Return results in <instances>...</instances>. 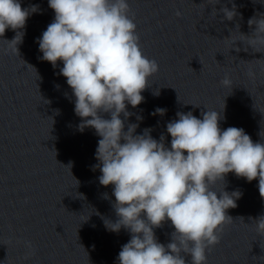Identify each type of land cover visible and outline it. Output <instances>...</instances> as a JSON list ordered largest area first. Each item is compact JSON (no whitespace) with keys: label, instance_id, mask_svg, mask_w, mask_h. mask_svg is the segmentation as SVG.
Listing matches in <instances>:
<instances>
[{"label":"water","instance_id":"water-1","mask_svg":"<svg viewBox=\"0 0 264 264\" xmlns=\"http://www.w3.org/2000/svg\"><path fill=\"white\" fill-rule=\"evenodd\" d=\"M142 53L159 70L142 91L144 101L121 119L125 131L150 129L170 147L168 122L177 112L197 118L220 111L221 129L243 128L253 142L264 143V34L257 36L252 17L264 18V0H127ZM237 6L229 21L222 9ZM26 21L22 42L10 43L16 30L0 36V264H118L131 234L113 232L116 222L113 186L99 183L96 158L101 139L94 128L79 130L75 97L57 67L40 59L37 38L54 20L48 0ZM227 78L230 82L224 85ZM159 91V95H153ZM166 109L163 115L154 110ZM110 119L109 113H104ZM142 117V119H138ZM95 166V167H94ZM222 190L223 183L214 185ZM226 191L243 193L207 249L206 264H264V233L254 221L264 215L258 179L248 182L228 173ZM175 231L171 221L154 228L167 245ZM186 264L191 255L181 252Z\"/></svg>","mask_w":264,"mask_h":264},{"label":"clouds","instance_id":"clouds-1","mask_svg":"<svg viewBox=\"0 0 264 264\" xmlns=\"http://www.w3.org/2000/svg\"><path fill=\"white\" fill-rule=\"evenodd\" d=\"M48 6L55 17L37 38L39 58L54 68L63 62L60 74L75 97L74 111L82 118L79 130L91 127L101 137L95 154L102 173L98 179L103 186H113L119 217L105 226L131 234L118 264H186L181 252L191 255V264H206L207 249L219 242V227L232 219L226 210L235 208L243 195L225 190L226 175L234 173L248 182L258 179L264 198V143H254L243 128L221 129L224 117L217 110L201 113L202 118L191 111L177 112L178 119L166 125L170 147L163 136L153 138L150 129L135 134L138 124H129L125 131L121 114L132 115L127 105L144 101L141 93L159 70L140 49L127 0H48ZM38 11V5L22 7V0H0V36L16 30L9 42L17 48L24 35L20 30ZM221 11L229 21L239 15L234 3ZM248 23L258 37L264 34V18L254 16ZM165 112L157 107L152 115ZM104 113L111 118L105 119ZM218 182L222 190L215 189ZM168 220L175 231L172 242L164 245L154 228ZM254 221L264 233V215Z\"/></svg>","mask_w":264,"mask_h":264}]
</instances>
